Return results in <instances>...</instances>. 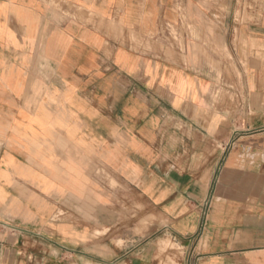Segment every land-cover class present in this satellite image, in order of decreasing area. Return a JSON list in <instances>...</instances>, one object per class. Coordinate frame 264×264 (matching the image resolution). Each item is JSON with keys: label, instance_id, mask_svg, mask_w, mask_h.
<instances>
[{"label": "crops", "instance_id": "0c3cea01", "mask_svg": "<svg viewBox=\"0 0 264 264\" xmlns=\"http://www.w3.org/2000/svg\"><path fill=\"white\" fill-rule=\"evenodd\" d=\"M247 11L0 0V264H264L262 0Z\"/></svg>", "mask_w": 264, "mask_h": 264}, {"label": "rangeland", "instance_id": "374dc122", "mask_svg": "<svg viewBox=\"0 0 264 264\" xmlns=\"http://www.w3.org/2000/svg\"><path fill=\"white\" fill-rule=\"evenodd\" d=\"M259 1L260 0H258V2ZM253 3H254V0H241V8L243 10V12H241V23L252 21L253 14L248 12L247 10L249 7L252 8ZM262 4H264V0H262Z\"/></svg>", "mask_w": 264, "mask_h": 264}]
</instances>
